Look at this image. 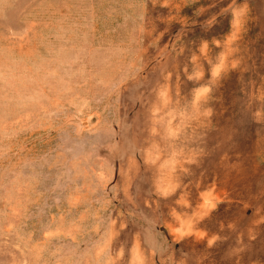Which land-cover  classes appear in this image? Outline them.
<instances>
[{"label":"rangeland","instance_id":"obj_1","mask_svg":"<svg viewBox=\"0 0 264 264\" xmlns=\"http://www.w3.org/2000/svg\"><path fill=\"white\" fill-rule=\"evenodd\" d=\"M0 264H264V0H0Z\"/></svg>","mask_w":264,"mask_h":264}]
</instances>
